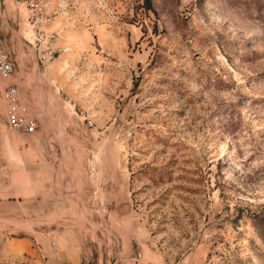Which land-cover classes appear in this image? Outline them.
<instances>
[{"label": "rangeland", "instance_id": "rangeland-1", "mask_svg": "<svg viewBox=\"0 0 264 264\" xmlns=\"http://www.w3.org/2000/svg\"><path fill=\"white\" fill-rule=\"evenodd\" d=\"M37 1L0 0V137L52 181L5 197L0 172V264H264V0Z\"/></svg>", "mask_w": 264, "mask_h": 264}, {"label": "crops", "instance_id": "crops-1", "mask_svg": "<svg viewBox=\"0 0 264 264\" xmlns=\"http://www.w3.org/2000/svg\"><path fill=\"white\" fill-rule=\"evenodd\" d=\"M15 135L18 138L16 141H10L9 136L0 137V161L5 168L0 169V172L16 175L15 180L11 179V183H8L5 197H40L49 191L47 188L52 181L51 170L43 162L45 146L33 143L29 147L21 141L23 134Z\"/></svg>", "mask_w": 264, "mask_h": 264}, {"label": "built area", "instance_id": "built-area-1", "mask_svg": "<svg viewBox=\"0 0 264 264\" xmlns=\"http://www.w3.org/2000/svg\"><path fill=\"white\" fill-rule=\"evenodd\" d=\"M25 2L32 10L42 15V6L37 0H25ZM39 37L41 44L45 45L48 39L45 32L41 31ZM48 54L47 52H43L41 59H47ZM14 70V61L10 52L5 47L4 40L0 37V77L2 79H9L13 75ZM58 91L63 93V87H59ZM2 97L5 103V117L8 127L13 131L24 133L36 131L38 119L31 112L28 105L22 101L19 86L17 84H7L3 88ZM81 113L84 114V111H81Z\"/></svg>", "mask_w": 264, "mask_h": 264}]
</instances>
